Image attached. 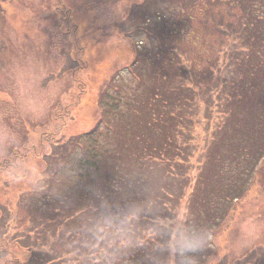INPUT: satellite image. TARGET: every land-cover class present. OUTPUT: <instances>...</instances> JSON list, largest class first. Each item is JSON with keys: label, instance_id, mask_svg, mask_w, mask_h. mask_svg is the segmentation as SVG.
I'll use <instances>...</instances> for the list:
<instances>
[{"label": "rangeland", "instance_id": "obj_1", "mask_svg": "<svg viewBox=\"0 0 264 264\" xmlns=\"http://www.w3.org/2000/svg\"><path fill=\"white\" fill-rule=\"evenodd\" d=\"M167 1L0 0V264H27L33 251L41 256L36 253L51 250L42 244L47 245V237L51 246L55 240L48 232L33 231L30 235L32 222L27 219L30 205L44 206L48 189L50 194L62 190V185L55 182V174L49 173L52 167L48 165L63 161L62 156L68 153L63 142L89 132L99 122V97L108 80L120 75L133 82L128 71L138 51L147 49V44L152 46L153 40L156 44L158 41L155 36L151 41L142 17ZM169 1L176 7L173 0ZM203 14L193 29L208 30L207 39L216 43L217 52L213 55L221 56L219 63L214 62V79L202 81L204 85L212 84L213 91L207 93L204 86L197 87L193 108L184 107L187 115H193L185 120L186 128L193 132L188 142L190 156L182 163L179 178H188L189 186L178 213L160 224L150 223L148 233L166 236V264H264V239L239 252L231 246L241 222L253 218L264 222V157L254 170L258 152L255 154L248 144L251 148L247 159L238 162L235 171H229L237 163L230 164L233 156L224 161L225 168H230H220L222 177L216 174V160H210L214 152L221 154L231 146L228 136L219 139L217 132L219 125L229 119L227 111L233 106L225 96L230 88H224L222 81L232 77L235 80L233 55L238 54L235 38L228 31V35L222 34L212 21L237 16L238 9L217 1ZM183 48L186 66L205 69L201 56L209 55L207 49L200 50L192 43ZM258 80L254 84L260 93L253 102L247 101L248 110L244 112L247 128L264 113V77ZM25 94L43 100L40 118L29 114L23 102ZM222 98L226 100L219 101ZM228 127L232 130L229 123ZM259 127L263 130L262 124ZM261 133H256L260 140ZM224 150L232 153L230 148ZM55 156L60 158L55 160ZM222 178L227 190L231 184L241 183L245 193L239 199L230 195V202L221 192L216 194L213 184ZM194 194L198 199L205 195L222 202L211 216L203 211L201 219L197 211L190 209ZM160 225L164 227L160 229ZM187 246L193 251H183ZM194 254L196 258L192 257Z\"/></svg>", "mask_w": 264, "mask_h": 264}, {"label": "trees", "instance_id": "obj_2", "mask_svg": "<svg viewBox=\"0 0 264 264\" xmlns=\"http://www.w3.org/2000/svg\"><path fill=\"white\" fill-rule=\"evenodd\" d=\"M217 1L238 9L237 16L231 15L229 21L212 19V25L222 34L229 32L235 38L238 54L233 55L235 80L232 77L222 81L224 88H230L225 95L227 100L219 99L233 102L227 111L229 119L222 123L223 129L219 125L217 132L219 139L228 136L231 146L226 148L232 153L224 148L221 154L214 152L210 160H216L213 165L216 174L221 175V167L230 168H225L224 161L233 156L230 164L237 163L229 171H235L238 162L247 159L251 144L255 154L258 152L253 167L256 170L264 157V113L252 123L248 121L251 125L247 128L244 112L248 110L247 103L260 93L254 83L264 77V0H173L176 7L168 0L142 17L151 41L154 36L158 41L156 44L153 40L152 46L147 44V49L138 51L128 71L133 82L120 75L108 80L99 97V122L89 132L63 142L68 148L63 161L48 165L62 190L50 194L48 189L44 206L30 205L27 219L32 222L30 235L33 231L48 232L55 242L51 246L47 237V245L42 246L51 250L36 253L41 256L33 251L27 264H166L169 243L166 236L148 233L149 224H160L176 215L189 186L188 178H179L182 163L190 156L188 142L193 132L185 126L186 118L192 119L193 115H187L184 107L193 108L197 87L204 86L207 93L213 91L212 84L204 85L202 81L214 79V62L219 63L221 58L213 55L217 52L216 43L207 39L208 30H194L193 26L199 15ZM188 27H192L190 31ZM187 43L209 51V55L201 56L205 69L185 65L183 47L187 48ZM259 131L262 140L256 137ZM216 182L213 191L221 192L229 202L234 195L239 199L245 193L244 184H231L227 190L224 178ZM206 183L209 185L211 180ZM197 195L190 209L197 211L201 219L203 211L211 216L222 202L205 195L198 199ZM133 207L139 211L126 227V235L117 233L125 214ZM128 237L132 244L124 243Z\"/></svg>", "mask_w": 264, "mask_h": 264}, {"label": "clouds", "instance_id": "obj_3", "mask_svg": "<svg viewBox=\"0 0 264 264\" xmlns=\"http://www.w3.org/2000/svg\"><path fill=\"white\" fill-rule=\"evenodd\" d=\"M24 104L28 107L29 114L33 118H40L43 114L44 102L39 96L28 95L24 96ZM139 209L130 208L121 221V224L117 227L116 231L119 234L126 235V227L130 226L131 222L135 219ZM264 239V222H261L255 218L245 220L241 222L237 227V233L231 241L232 248L239 252L245 249H251L255 246L256 242ZM177 242L181 241L179 238ZM126 244H132L133 241L130 237L124 241ZM185 252L193 251L191 246H187L183 249Z\"/></svg>", "mask_w": 264, "mask_h": 264}]
</instances>
